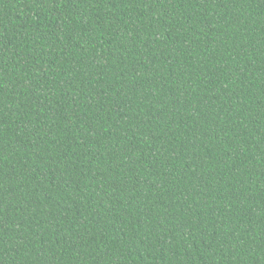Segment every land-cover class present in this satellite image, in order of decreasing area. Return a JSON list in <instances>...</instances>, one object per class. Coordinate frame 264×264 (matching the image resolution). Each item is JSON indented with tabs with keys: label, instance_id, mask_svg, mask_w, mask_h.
Masks as SVG:
<instances>
[{
	"label": "trees",
	"instance_id": "1",
	"mask_svg": "<svg viewBox=\"0 0 264 264\" xmlns=\"http://www.w3.org/2000/svg\"><path fill=\"white\" fill-rule=\"evenodd\" d=\"M0 264H264V0H0Z\"/></svg>",
	"mask_w": 264,
	"mask_h": 264
}]
</instances>
